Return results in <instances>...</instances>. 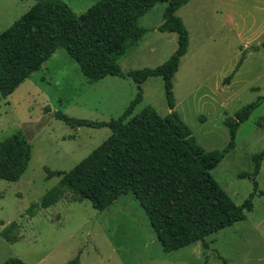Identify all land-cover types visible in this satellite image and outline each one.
<instances>
[{"label":"rangeland","instance_id":"374dc122","mask_svg":"<svg viewBox=\"0 0 264 264\" xmlns=\"http://www.w3.org/2000/svg\"><path fill=\"white\" fill-rule=\"evenodd\" d=\"M63 1L82 14L98 0ZM35 2L0 0V33ZM167 4L158 2L139 18L138 25L148 30L118 59L123 71L157 67L176 50L178 35L158 29ZM177 15L188 29L189 46L173 78L175 110L207 151L221 150L230 139L225 118L264 98V0H190ZM243 52L241 67L225 82ZM142 89L143 100L134 115L147 105L161 116L171 112L161 76L148 78ZM136 93L130 77L108 75L89 81L60 48L12 94L0 99V142L21 133L32 145L22 177L14 182L0 180V264L11 257L29 264H264V160L256 177L253 210L208 236L207 249L198 241L164 251L132 191L98 210L61 185V177L48 179L46 168L69 171L112 134L110 127L70 125L56 118V111L108 121L121 116ZM262 149L264 101L241 123L235 148L211 170L239 205L253 192L251 177L242 174L253 171L252 157ZM54 187L56 202L32 210V216L28 209Z\"/></svg>","mask_w":264,"mask_h":264},{"label":"trees","instance_id":"16d2710c","mask_svg":"<svg viewBox=\"0 0 264 264\" xmlns=\"http://www.w3.org/2000/svg\"><path fill=\"white\" fill-rule=\"evenodd\" d=\"M190 0H98L86 12L76 13L63 0H36L10 27L0 33V99L12 94L38 71L60 48L78 63L89 81L108 75L130 77L137 93L123 114L108 121L71 117L63 111L55 116L73 126L110 127L112 134L69 171L46 168L48 179L59 176L60 184L88 199L98 210L112 205L120 195L132 191L147 214L164 251L172 252L200 241L246 218L254 208L257 175L264 149L253 155V192L237 204L214 179V169L235 148L241 123L264 101L259 97L225 118L230 139L221 150L207 151L189 125L175 110L173 78L181 57L188 51L189 34L177 10ZM167 2L160 31L178 35L177 48L161 65L123 71L118 59L137 44L148 30L138 25L156 3ZM264 48V42L261 44ZM258 49V46L253 47ZM245 59L243 52L229 82ZM161 76L171 112L161 116L151 105L134 115L143 100L142 84ZM50 110L49 108L45 109ZM32 145L21 133L0 142V180L18 181L27 170ZM58 188L50 189L40 203L28 210L46 209L57 199ZM8 239L5 231L2 232ZM9 240V239H8ZM78 262V258L74 260ZM3 264H29L11 257Z\"/></svg>","mask_w":264,"mask_h":264}]
</instances>
